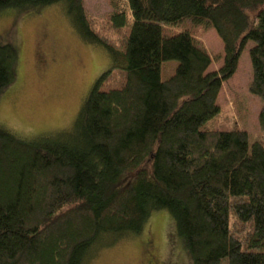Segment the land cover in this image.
Instances as JSON below:
<instances>
[{
  "label": "trees",
  "instance_id": "1",
  "mask_svg": "<svg viewBox=\"0 0 264 264\" xmlns=\"http://www.w3.org/2000/svg\"><path fill=\"white\" fill-rule=\"evenodd\" d=\"M57 4L126 83L104 91L103 74L57 134L28 140L0 124V264H92L162 211L192 264H264V142L204 129L253 42L249 91L262 101L264 132V0H115L109 21L126 31L121 47L95 31L84 0H0V13ZM185 21L217 31L219 70L209 71L214 60L191 32L166 34ZM18 58L0 41V96ZM168 61L179 65L165 81Z\"/></svg>",
  "mask_w": 264,
  "mask_h": 264
},
{
  "label": "rangeland",
  "instance_id": "2",
  "mask_svg": "<svg viewBox=\"0 0 264 264\" xmlns=\"http://www.w3.org/2000/svg\"><path fill=\"white\" fill-rule=\"evenodd\" d=\"M114 1L84 0V4L95 31L121 47L126 31L113 29L109 21ZM182 31L191 32L210 53L214 62L209 71L219 70L225 45L217 31L195 26L191 21L165 26L167 35ZM0 41L12 44L19 55L17 80L0 96V124L28 140L70 129L91 88L106 72L111 71L102 90L120 89L126 83L125 71L112 69L104 48L82 40L60 4L38 14H22L19 10L0 13ZM253 47L254 43L249 42L237 73L223 85L218 99L221 113L204 126L211 131H247L250 145L264 142L259 125L263 104L249 91ZM178 65L177 61L165 62L162 79L169 80ZM179 243L171 215L162 211L151 216L140 235L100 252L92 264H192Z\"/></svg>",
  "mask_w": 264,
  "mask_h": 264
}]
</instances>
